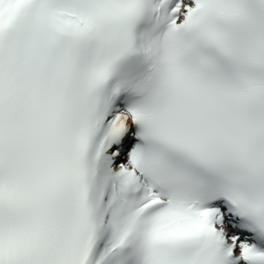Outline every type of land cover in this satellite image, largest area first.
<instances>
[{
    "label": "snow or ice",
    "instance_id": "1",
    "mask_svg": "<svg viewBox=\"0 0 264 264\" xmlns=\"http://www.w3.org/2000/svg\"><path fill=\"white\" fill-rule=\"evenodd\" d=\"M0 264H264V0H0Z\"/></svg>",
    "mask_w": 264,
    "mask_h": 264
}]
</instances>
